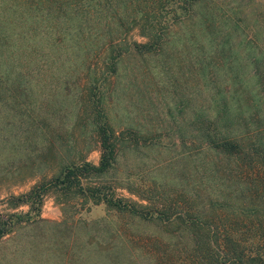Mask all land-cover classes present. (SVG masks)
<instances>
[{"label": "rangeland", "instance_id": "rangeland-1", "mask_svg": "<svg viewBox=\"0 0 264 264\" xmlns=\"http://www.w3.org/2000/svg\"><path fill=\"white\" fill-rule=\"evenodd\" d=\"M11 1L16 10L27 2L30 13H12L10 0H0V135L7 137L0 136V218L11 217L12 229L0 237V264H201L189 231L160 220L157 202L146 218L54 186L39 187L38 209L14 197L66 164L98 165L100 126L114 134L115 157L104 173L82 177L83 186L142 204L141 196L164 195L177 211L190 198L200 207L206 196L221 200L228 187L242 188L223 173L235 161L190 141L240 135L253 127L250 111L261 115L254 120L264 131L255 99L240 120L215 118L224 99L235 111L230 77L251 72L252 59L264 61V0H204L193 19L165 23L167 41L146 53L133 47L146 40L137 29L111 50L56 18L57 0ZM205 15L221 30L216 40L232 45L215 59L219 68L207 66L214 42Z\"/></svg>", "mask_w": 264, "mask_h": 264}, {"label": "trees", "instance_id": "trees-1", "mask_svg": "<svg viewBox=\"0 0 264 264\" xmlns=\"http://www.w3.org/2000/svg\"><path fill=\"white\" fill-rule=\"evenodd\" d=\"M203 1L57 0L55 3L59 6L60 11L54 12L56 18L58 15H62L65 20H70L73 26H78L79 32L85 33L87 37L102 38L103 42L106 41V47L111 50L119 42V39L122 40L128 32L137 29L146 40L143 42L134 41L133 47L139 52L146 53L159 49L167 41L170 32H168L165 23L177 19L183 21L193 19L197 14V8ZM26 4L28 3L15 4L14 6H19L16 10L15 7H12L10 0V12L15 13L21 9L25 11L26 16H29L30 12L24 8ZM174 4H181L177 6L181 9L176 10L172 6ZM204 23L208 27L204 29V33L214 42L213 50L208 53L207 66L212 64V68L216 66L219 68L215 59L219 60L224 51H230L232 45H230V41H222L221 38L216 40L221 30L217 25H214L213 16L209 18L205 15ZM90 41L91 39L88 40V42ZM233 60L235 61V59ZM250 64H253L251 72L242 71V75L239 76L236 71L230 77V80L236 84L235 100L237 105L234 107L235 111H232L228 109V102L224 99V106L215 114V118L221 119L222 122L236 116L239 120L242 119L244 114L242 109L245 105L253 107L254 99L261 102L264 111V103H262L264 102V61L252 59ZM251 79L255 83L252 84ZM254 85L257 86L254 95L258 98L253 97L251 92ZM250 112L247 116L253 124L251 133L247 132L251 129L236 136L221 133L220 136L214 137L216 133L213 135L206 133L205 139L199 137L196 141H190L199 148L213 151L219 158L235 161V164L232 167L229 166L223 173L228 179H233L234 183L242 184L243 187L231 188L222 182L229 188V191L223 195L225 198L222 197L221 200L208 199L206 196L198 207L200 202L190 198V200L184 201V211H177L174 201L167 196L162 198L164 195H158L156 198L141 196L147 202L142 204L128 198L115 197L113 193L108 195L94 186H83L82 177L91 174L98 176L104 173L111 166L115 157L117 141L112 131L109 129L110 132L102 126L99 127L101 155L98 165L88 161L66 164L58 172V175H54L45 184L39 183L40 186L36 185L28 193L15 196L14 199L19 204L26 203L30 208L36 206L38 209L43 198V195L37 192L39 187L54 186L68 192H79L85 198H91L95 204L104 203L107 207L117 211L129 212L146 218L153 213L149 210L151 205L157 202L156 205L159 209L158 216H156L160 220L169 226H182L189 231L193 240V252L201 264H264V131L254 120L256 116L259 118L261 115L256 111ZM246 124L244 123V125ZM253 133L254 140L244 144L243 139L251 137ZM0 136L7 138L3 133ZM216 202L217 207L213 209L212 206ZM234 209L237 210V213H234ZM13 215L14 219L18 220L11 221L14 226L15 223L22 221L23 214ZM10 219L11 217L0 218V237L11 232L12 229L7 228Z\"/></svg>", "mask_w": 264, "mask_h": 264}]
</instances>
